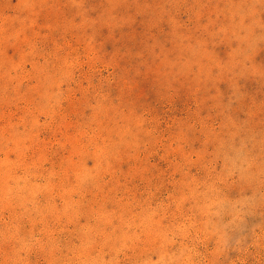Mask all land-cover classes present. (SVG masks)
<instances>
[{
  "label": "rangeland",
  "instance_id": "1",
  "mask_svg": "<svg viewBox=\"0 0 264 264\" xmlns=\"http://www.w3.org/2000/svg\"><path fill=\"white\" fill-rule=\"evenodd\" d=\"M0 264H264V0H0Z\"/></svg>",
  "mask_w": 264,
  "mask_h": 264
}]
</instances>
